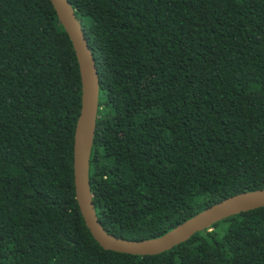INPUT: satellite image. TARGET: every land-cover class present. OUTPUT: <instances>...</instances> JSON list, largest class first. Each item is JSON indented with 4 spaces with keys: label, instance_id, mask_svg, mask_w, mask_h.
Wrapping results in <instances>:
<instances>
[{
    "label": "trees",
    "instance_id": "obj_1",
    "mask_svg": "<svg viewBox=\"0 0 264 264\" xmlns=\"http://www.w3.org/2000/svg\"><path fill=\"white\" fill-rule=\"evenodd\" d=\"M99 77L89 185L106 233L155 239L264 189V0H68ZM81 81L49 0H0V264H264V208L156 256L80 214Z\"/></svg>",
    "mask_w": 264,
    "mask_h": 264
},
{
    "label": "water",
    "instance_id": "obj_2",
    "mask_svg": "<svg viewBox=\"0 0 264 264\" xmlns=\"http://www.w3.org/2000/svg\"><path fill=\"white\" fill-rule=\"evenodd\" d=\"M49 1L73 47L81 81V108L73 142L75 199L86 228L103 250L139 257L160 255L187 242L195 234L210 229L218 222L264 208L263 189L230 197L155 239L133 242L106 233L95 213L88 178L98 111L99 77L97 68L82 26L68 0Z\"/></svg>",
    "mask_w": 264,
    "mask_h": 264
}]
</instances>
